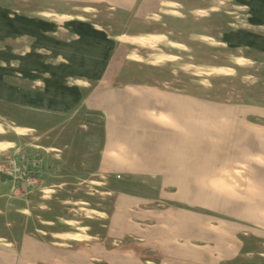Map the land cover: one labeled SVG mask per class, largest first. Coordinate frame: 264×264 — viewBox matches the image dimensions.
<instances>
[{
	"label": "rangeland",
	"instance_id": "obj_1",
	"mask_svg": "<svg viewBox=\"0 0 264 264\" xmlns=\"http://www.w3.org/2000/svg\"><path fill=\"white\" fill-rule=\"evenodd\" d=\"M24 92L37 108L19 104ZM57 93L75 101L62 115L50 107ZM83 99L106 106L84 109ZM158 101L181 104L187 148L202 121L196 136L219 151V170L247 178V165L264 166V0H0L1 221L9 211L59 213L78 242L85 226L98 237L116 192L158 194V173L103 171L96 154L115 108L168 115ZM71 117L89 163L79 132L67 135ZM217 190L247 202L200 209L242 228L245 261L264 264V187Z\"/></svg>",
	"mask_w": 264,
	"mask_h": 264
},
{
	"label": "crops",
	"instance_id": "obj_2",
	"mask_svg": "<svg viewBox=\"0 0 264 264\" xmlns=\"http://www.w3.org/2000/svg\"><path fill=\"white\" fill-rule=\"evenodd\" d=\"M21 96L18 102L24 108L39 106L35 94L24 92ZM59 96L57 93L51 99L50 107L53 114L62 115L64 108H73L75 101L68 94L63 98L66 100ZM79 103L84 109L106 106L88 99ZM158 103L159 108L168 109V115L128 117L115 108V117H110L108 124L104 121V142L98 144L96 154L98 168L103 171L158 173L153 184L160 192L149 196L116 192L98 237L90 239V228L85 226L83 239L78 242L73 241L70 222L59 213L39 216L30 212L16 217L9 211L5 213L6 225L0 219V237L4 241L0 242V264H248L244 259L248 248L242 228L203 213L200 207L203 203L216 209L219 203H246L244 196H220L217 189L264 187V166L247 165V178L232 175L229 169L219 170L213 164L219 151L204 148L196 136V131L203 130L202 121L193 122L195 146L187 148L183 133L186 131L177 115L181 104ZM67 120V135L75 139L78 135L73 137L74 132H79L83 156L87 155L89 163L85 132L78 130L76 118ZM204 157H211L210 162L205 163L208 159ZM1 179L3 183L8 175H1ZM169 187L173 191L167 190ZM202 189L211 191L202 195Z\"/></svg>",
	"mask_w": 264,
	"mask_h": 264
},
{
	"label": "built area",
	"instance_id": "obj_3",
	"mask_svg": "<svg viewBox=\"0 0 264 264\" xmlns=\"http://www.w3.org/2000/svg\"><path fill=\"white\" fill-rule=\"evenodd\" d=\"M34 170L32 169L31 172H33ZM30 172V173H31ZM15 178V177H14ZM23 184H25L26 186H31L33 184V179L31 177V174H29L28 176H26L24 179H23Z\"/></svg>",
	"mask_w": 264,
	"mask_h": 264
}]
</instances>
